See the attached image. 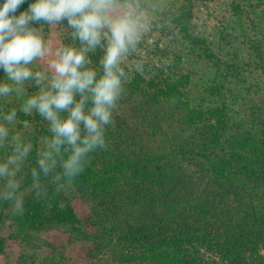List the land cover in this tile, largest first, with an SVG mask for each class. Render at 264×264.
I'll use <instances>...</instances> for the list:
<instances>
[{"label":"trees","instance_id":"16d2710c","mask_svg":"<svg viewBox=\"0 0 264 264\" xmlns=\"http://www.w3.org/2000/svg\"><path fill=\"white\" fill-rule=\"evenodd\" d=\"M169 1L163 7L153 0L167 10L184 45L193 50L204 45L190 28L193 0ZM231 7L251 18L240 3ZM61 24L63 45L79 47L67 22ZM48 25L36 26L47 33ZM155 48L160 50L155 61L129 57L131 71L126 68L108 146L91 153L85 171L63 191H55L52 173H40L46 191L33 189L32 169L40 171L37 161L52 136L49 122L35 110L26 114L14 100L0 102V121L16 110L0 158L17 142L31 144L16 177L14 196L22 200V212L14 210V200H0V232L6 221L15 226L11 236L22 240L31 231L62 230L69 241L91 242L94 251L113 247L123 263L264 264V117L251 111L249 118H236L223 99L191 104L186 97L191 75L181 69L187 53L169 54L159 42ZM257 50L264 74V56ZM206 55L219 74L206 91L218 98L226 69L216 55ZM88 56L101 73L103 49ZM25 82L30 95L40 88ZM66 155L62 148L54 173ZM7 239L0 234V256Z\"/></svg>","mask_w":264,"mask_h":264},{"label":"clouds","instance_id":"9594fccd","mask_svg":"<svg viewBox=\"0 0 264 264\" xmlns=\"http://www.w3.org/2000/svg\"><path fill=\"white\" fill-rule=\"evenodd\" d=\"M158 7L153 0H0V97L19 92L25 81H34L40 90L27 98L21 110L38 112L52 133L37 161L40 171L31 172L38 193L46 191L40 173H52L55 191H63L85 171L90 154L108 146L107 131L128 79L126 68L131 71L127 61L159 27ZM63 21L80 46L61 45L55 59L48 61L50 75L33 71V62L49 52L36 25ZM98 47L103 49L101 73L90 66L88 56ZM15 115L13 109L3 116L0 145L8 137L6 124ZM62 148L67 155L60 161L61 171L54 173ZM30 149L31 144L17 142L10 155L0 158V200H14L18 213L22 200L14 196L19 187L16 177Z\"/></svg>","mask_w":264,"mask_h":264},{"label":"rangeland","instance_id":"374dc122","mask_svg":"<svg viewBox=\"0 0 264 264\" xmlns=\"http://www.w3.org/2000/svg\"><path fill=\"white\" fill-rule=\"evenodd\" d=\"M158 2L163 7L170 4L169 0ZM232 2L240 3L243 11L251 18L245 14H236L231 7ZM163 7L157 11L159 27H154L144 38L135 54L144 60L155 61L160 51L155 48L156 42L169 51V54L178 51L183 55L186 52L187 57L183 59L181 69L191 75L186 91L191 104H207L223 99L230 104L236 118H249L253 111L259 113V117H264V74L257 56V47L264 56V1L193 0L191 32L205 43L194 50L184 45L171 16ZM43 37L49 52L45 57L34 61L30 67L35 71H47L50 75L52 69L48 67V61L55 59L56 50L63 45L62 24H49L48 32H43ZM205 51L216 55L226 69V77L220 78L224 84L223 93L218 98L208 96L206 91L219 74ZM2 79L3 73H0V80ZM18 87L19 92L0 97V102L14 100L23 106L31 95L26 82ZM11 126H15V121L6 124L7 128ZM73 203L80 213L82 206L79 199L75 198ZM14 233L15 226L6 221L0 234L8 237L7 247L6 254L0 256V264H150L119 262L114 257L113 247L105 246L102 252L94 251L91 242L69 241L62 230L50 233L31 231L24 240L12 237ZM49 244L54 245V249Z\"/></svg>","mask_w":264,"mask_h":264}]
</instances>
